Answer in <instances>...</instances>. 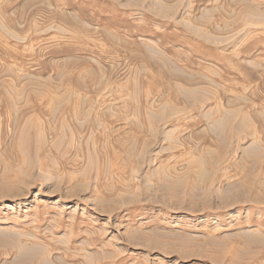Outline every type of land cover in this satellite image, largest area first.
Returning <instances> with one entry per match:
<instances>
[{
  "label": "rangeland",
  "instance_id": "rangeland-1",
  "mask_svg": "<svg viewBox=\"0 0 264 264\" xmlns=\"http://www.w3.org/2000/svg\"><path fill=\"white\" fill-rule=\"evenodd\" d=\"M0 264H264V0H0Z\"/></svg>",
  "mask_w": 264,
  "mask_h": 264
}]
</instances>
